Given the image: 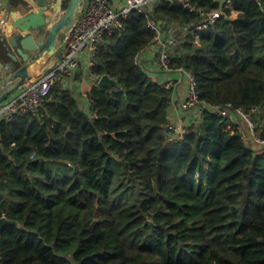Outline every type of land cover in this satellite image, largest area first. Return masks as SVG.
<instances>
[{
	"label": "trees",
	"instance_id": "1",
	"mask_svg": "<svg viewBox=\"0 0 264 264\" xmlns=\"http://www.w3.org/2000/svg\"><path fill=\"white\" fill-rule=\"evenodd\" d=\"M188 1L135 11L105 38L90 73L118 84L95 87L90 111L59 81L37 116L1 122L0 220L16 224L0 264H264V153L207 108L258 106L264 137V0ZM220 10L173 51L204 110L176 135L175 90L144 63L150 23L192 32Z\"/></svg>",
	"mask_w": 264,
	"mask_h": 264
},
{
	"label": "built area",
	"instance_id": "2",
	"mask_svg": "<svg viewBox=\"0 0 264 264\" xmlns=\"http://www.w3.org/2000/svg\"><path fill=\"white\" fill-rule=\"evenodd\" d=\"M6 1L0 0V13ZM160 1L163 0H84L74 26L67 32L68 38L65 40L62 56L56 66L47 73L42 71L37 73L0 104V124L3 121L11 122L23 117L37 116L56 83L73 75L85 64L93 67L95 57L107 36L123 30L124 20L133 12L144 13L150 5ZM179 1L186 9L196 10V7L188 0ZM222 14V10L209 14L203 13L205 20L193 29L194 32L200 33L214 26ZM7 24L8 20L0 17V27L3 28ZM150 28L156 34L155 46L160 53V72L169 76L174 71L173 51L186 41L179 36L169 34L164 24L158 25L151 22ZM2 35L7 38L6 34L2 33ZM177 71L183 75L186 91L178 102L175 100V109L178 112H191V118H194V115L200 117L204 110L200 107L202 102L199 81L195 74L184 68H179ZM166 87L171 88V83L166 82ZM207 108L219 118L241 124L247 145L258 154L264 153V137L256 122V116L260 113L258 106H252L248 110L235 107L233 104L207 105ZM191 122L194 123L192 120ZM168 130L176 135L185 132L184 127L178 124V120H172L168 124Z\"/></svg>",
	"mask_w": 264,
	"mask_h": 264
},
{
	"label": "water",
	"instance_id": "3",
	"mask_svg": "<svg viewBox=\"0 0 264 264\" xmlns=\"http://www.w3.org/2000/svg\"><path fill=\"white\" fill-rule=\"evenodd\" d=\"M34 1L39 10L22 18L17 25L18 30L13 31L10 38L0 37V50L10 56V63L18 66L0 83V104L37 73H47L56 66L63 53V49L58 48L60 38L74 26L84 3V0H69L64 9V0ZM117 84L109 76L101 77L98 82L100 87L113 88ZM14 224L16 222L2 218L0 234L6 226Z\"/></svg>",
	"mask_w": 264,
	"mask_h": 264
},
{
	"label": "crops",
	"instance_id": "4",
	"mask_svg": "<svg viewBox=\"0 0 264 264\" xmlns=\"http://www.w3.org/2000/svg\"><path fill=\"white\" fill-rule=\"evenodd\" d=\"M38 10L39 7L34 0H7L5 6L3 7V10L0 13V17L7 19L8 24L3 28L0 27V37H3L2 33H4L6 34L7 38H10V36L13 35L12 33H14L13 31L18 30L17 25L18 23H20L19 21L31 11L34 12ZM166 31H168L169 34L181 37L185 41L189 37V35L192 34V36L194 35V40L196 44H198L200 40L199 33L194 32V30H192V32H189L187 28H184L182 26L170 25V30H166ZM64 44L65 41L62 44V48L64 47ZM157 53H159L158 49L154 45V47L150 48L145 54L144 63L148 68L149 72L151 74H154V76L157 79L163 81L164 83L170 82L171 84H173V86L184 84L185 81L183 80V75L180 72L178 71L173 72L169 76H166L160 72L159 57H157ZM19 61L21 63L23 62L22 59H19ZM10 62H11L10 56L7 53H4L0 50V81L4 79L3 77L10 76L13 70L16 67H18L16 63H14L15 65H13ZM92 68L93 67H90L85 64L80 68L79 71H77L71 76L65 77L61 81L63 89L73 92V94L79 100L80 106L86 111L91 110L92 102H91L90 94L92 90L98 86V82L100 80V78L95 79L91 76L90 72ZM180 86H182L180 91L178 89H176L177 91L175 90L176 102H178V100L180 99L179 96L182 97L184 95V92L186 91V87H184V85H180ZM185 86H186V82H185ZM174 110L176 114V118L174 120L184 119L185 125H188V122L191 120L194 122H196V119L201 120L200 119L201 116L196 117V115H194V118H191L189 117V115H187L189 113L180 112V111L178 112L176 109Z\"/></svg>",
	"mask_w": 264,
	"mask_h": 264
},
{
	"label": "rangeland",
	"instance_id": "5",
	"mask_svg": "<svg viewBox=\"0 0 264 264\" xmlns=\"http://www.w3.org/2000/svg\"><path fill=\"white\" fill-rule=\"evenodd\" d=\"M220 1H221L222 5L226 6V8H231V7H233L231 3H228V2H227V0H220ZM50 18H53V16H50ZM67 38H68L67 33H66L64 36H62V37L60 38V41H59V43H58V48H60V49L62 48V44H63V42H64L65 40H67ZM3 78H5V77H3ZM1 81H3V80H1ZM1 81H0V83H1ZM171 85L173 86V84H171ZM180 85H184V87H186V86H185V82H184V84H180ZM180 85H174V86H173V89H174V90L178 89V90L180 91V89L182 88V86H180ZM177 86H179V87H177ZM176 91H177V90H176ZM179 98H181V96H179ZM187 115H189V117H190V116L192 115V113L189 112V114H187ZM187 115H186V116H187ZM184 116H185V115H184ZM196 121H199V120H196ZM184 123H185V120H184V119H178V124H179L180 126H183L184 129L189 128V126L193 125V123H192L191 121L188 122V125H185ZM195 124H196V122H195Z\"/></svg>",
	"mask_w": 264,
	"mask_h": 264
}]
</instances>
